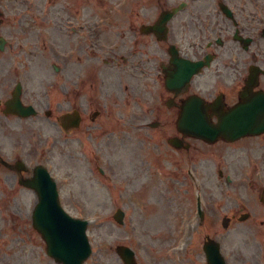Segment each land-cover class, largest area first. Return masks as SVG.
Returning a JSON list of instances; mask_svg holds the SVG:
<instances>
[{
    "label": "flooded vegetation",
    "instance_id": "af4514ba",
    "mask_svg": "<svg viewBox=\"0 0 264 264\" xmlns=\"http://www.w3.org/2000/svg\"><path fill=\"white\" fill-rule=\"evenodd\" d=\"M96 2L107 14L116 11L115 17L110 15L105 21H101V16L93 15L85 25L79 24L75 27L70 25L72 18L75 17L73 12L66 15L64 10L57 7L54 9L53 0H44L40 4L37 14L40 15L43 28H46L41 36L53 43L50 47L52 54L49 56L54 57L58 65L50 62L43 66L42 83L46 86V90L43 96L39 94V97L33 93L31 100L35 103L40 104L42 100L49 102L53 99L52 101L55 102L63 100L76 108L87 104L98 106L101 99H105L106 96L109 99L112 95L106 88L104 80H97L95 74L87 82L81 76L80 66L67 61L66 54L71 51L75 53V45L69 44V49H65V45L57 37L62 38L59 32L77 39L78 43L81 37L94 41L109 38L121 42L120 45L116 42L111 52L117 53L120 46L126 48L123 59L130 67L136 83L139 84V90L136 89L137 94H135L138 101H144L143 97L147 99L155 93H162L159 89L155 90L154 85L162 81L165 87L164 81L168 71L174 70L172 51L175 52L176 57L191 62L209 58L210 65L204 69V75L193 76L182 93L188 95L198 90L210 105L213 104L215 97H219V109L208 108L209 120L213 123L217 121L214 112L224 113L242 100L240 94L245 87L244 74L248 67L240 71L234 83L220 87L213 86L210 80L218 77L223 67L233 65L239 57L250 60L260 69L258 84L251 89V92L264 90V0H96ZM72 5L75 6L74 3ZM30 9L31 6L26 0H0V10L5 15L4 19H0V111L2 112L5 108L3 102L11 95L16 84L18 82L21 84L22 79H28V76H24V69L17 71L14 67L8 66L6 54L14 52L19 55L24 52L22 57L32 56L31 40L26 34L30 33L38 17H33ZM186 18H192L193 22L189 21L188 30L193 32V35L185 40L174 38L179 36L176 32L180 28L183 32L187 30ZM176 20L177 24H175ZM177 27L179 29L176 30ZM62 46L64 49H61ZM172 46L176 49L174 50ZM108 84L112 87L110 83ZM164 93L159 96L158 102L151 104L146 110L141 109L139 113L132 114V117L140 121L150 118L155 121L175 119L176 122L179 114L178 106L183 96H175L166 88ZM56 95L58 98H55ZM164 110H167V113L161 114ZM99 112L101 113V111L97 113ZM172 136L186 139V135L180 132ZM187 138L189 143L187 142L185 146L188 150L191 148V142L196 140ZM200 142L209 151L204 163L213 168L215 174L211 177L209 172L200 169L198 176L194 177L200 190L195 202L198 204L199 201L204 218L212 204L210 185L219 189L221 196L227 195L230 198L225 203L228 215L223 214L220 217V221L227 217L225 220L227 228L239 221L238 218L244 208L253 213H264V184L258 186L253 178L251 182L245 177L242 179L237 177L235 179L237 182L232 178L237 171L241 173V170L247 166H255V163L248 161L247 158L237 160L235 143L238 141H228L219 136L212 142ZM192 163L191 161L190 164ZM249 187H253L252 192L258 187V192L262 195L260 201L255 203L237 201L234 196H241V191L249 194ZM189 209H192V198ZM249 218L250 216H247L246 219ZM260 223L264 224V220Z\"/></svg>",
    "mask_w": 264,
    "mask_h": 264
},
{
    "label": "rangeland",
    "instance_id": "374dc122",
    "mask_svg": "<svg viewBox=\"0 0 264 264\" xmlns=\"http://www.w3.org/2000/svg\"><path fill=\"white\" fill-rule=\"evenodd\" d=\"M31 1H34L32 4L34 9L37 6L40 8L37 4L43 3V0ZM53 1L54 9L56 7L62 9L66 15L73 12L75 14L73 19L82 20L84 25L93 15L94 17L103 15V10L96 0ZM32 13L35 11L32 10ZM189 21H192V18L185 19L187 29L185 32L182 28H176L179 29L176 32L179 36L174 38L185 40L193 35V32L188 30ZM177 23L176 20L175 24ZM37 28L39 26L35 28L33 25L31 32L26 34L27 38L34 39ZM40 31L38 29V33ZM59 33L61 37L67 39L64 34ZM61 43L67 49L72 41L67 39V42ZM37 44H42L41 40ZM61 49H64L63 46ZM9 58L7 57L8 60ZM26 59H33V66L28 67L27 71V92L32 96L36 93L39 97L40 93L36 90L38 85L35 86V82L40 77V71L35 66L40 65V60L30 57ZM107 72H102L106 88L111 93L121 95L115 98L112 104L117 101L121 104L129 101L132 104L133 97L137 94L136 89L139 90V87L130 67L126 65L120 70L112 69V81L107 79ZM143 100H146L145 97ZM115 112L122 111L115 108ZM109 115L107 114L105 119L92 122L90 133L86 135L82 144L77 145L75 142L72 146L64 145L58 150L56 145L48 142L52 141L53 136H58L53 118L46 119L40 116L34 118L30 132L24 128L20 130V123L17 120L13 118L7 120L0 115V146L8 152L16 144L29 165L37 162L39 157L46 159L45 162L48 163L57 181L60 201L64 208L72 215L94 218L87 230L92 252L84 264H122L115 252V246L119 244L132 248L136 261L140 264L190 262L189 251L183 254L173 252V245L180 235L184 220V206L191 202L190 197L193 195L189 177L185 174L183 166L178 168L174 160L164 153L162 147L153 144L151 139L159 135L155 134L157 130L152 133L140 132L143 139L137 137L134 140L132 132L119 128L120 123L112 122ZM13 126L16 128L13 129ZM99 140L101 144L99 150L104 156L101 158L102 164L108 172V177L98 175L95 163L92 165L93 169L89 170L91 163L87 162L91 153L99 154L96 150ZM250 147L252 150L255 142ZM201 150L203 151V148ZM254 152L257 154L258 148L255 147ZM237 153H241V156L236 158L242 160L246 151L241 149ZM160 156L158 164L160 168L155 166L153 169L151 160L156 162ZM201 162L202 168L212 176V168H207L209 166L204 161ZM156 168L163 170V174L156 171ZM205 189L207 190V185ZM209 190L213 192L212 185ZM35 202L36 196L33 191L20 187L11 174L0 171V264H56L46 256L44 243L31 227V209ZM119 207L125 210L122 225L116 224L112 218V214ZM255 220L256 217L247 223L237 224L228 231H223V234H226L223 242L224 251L231 256L233 264H242L250 254L251 264L255 260L254 254L255 256L262 254L251 240L252 233L257 230ZM252 225L255 226V230L251 229ZM197 262L201 264L200 261Z\"/></svg>",
    "mask_w": 264,
    "mask_h": 264
},
{
    "label": "water",
    "instance_id": "95a60500",
    "mask_svg": "<svg viewBox=\"0 0 264 264\" xmlns=\"http://www.w3.org/2000/svg\"><path fill=\"white\" fill-rule=\"evenodd\" d=\"M263 127L264 121H262L261 126L257 128ZM257 128L241 127L240 131L246 132ZM38 177L39 179L34 177V179L29 182V185L36 188L39 192L40 201L34 212V221L47 242V250L50 255L64 264H81L89 251L83 235L84 225L81 222L77 223L76 221L68 219L64 213L60 212L53 197L54 189L52 184L49 182L44 172L39 171ZM41 186L45 189L42 190ZM44 194L51 199L54 207L47 206ZM118 251L127 264H132L131 250L119 246ZM210 264H221V262L220 260L211 259Z\"/></svg>",
    "mask_w": 264,
    "mask_h": 264
}]
</instances>
